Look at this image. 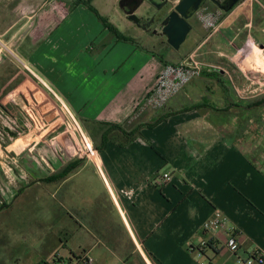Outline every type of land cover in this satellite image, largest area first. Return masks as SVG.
Instances as JSON below:
<instances>
[{
	"label": "crops",
	"instance_id": "1",
	"mask_svg": "<svg viewBox=\"0 0 264 264\" xmlns=\"http://www.w3.org/2000/svg\"><path fill=\"white\" fill-rule=\"evenodd\" d=\"M90 12L72 0H0V38L26 54L18 88L64 104L94 150L44 155L47 165L32 155L26 170L17 165L23 153L6 154L9 173L0 159L8 174L0 179V264H26L24 247L34 264L53 257L86 264L82 256L92 264H199L191 248L207 239L202 225L215 210L242 234L246 252H264V175L256 163L264 152L243 118L264 104V0L199 12L184 51L169 59L140 30L142 42H115ZM191 53L207 65L200 75L162 108L144 107L165 63ZM198 103L206 105L190 108ZM23 137L4 149L22 147ZM164 172L169 181L156 185ZM205 259L233 263L217 242Z\"/></svg>",
	"mask_w": 264,
	"mask_h": 264
},
{
	"label": "rangeland",
	"instance_id": "2",
	"mask_svg": "<svg viewBox=\"0 0 264 264\" xmlns=\"http://www.w3.org/2000/svg\"><path fill=\"white\" fill-rule=\"evenodd\" d=\"M114 1H116L114 6L112 4L113 0H96L95 5H97L98 8H100L102 11L107 12L108 16L115 21V23L123 31L124 35L128 37H134L139 42H142L141 36L137 37V29H134V25H132L131 22L129 24L127 19L124 17L122 11L119 9L118 5H116L118 0ZM86 9L88 8L86 7ZM88 11L90 10L88 9ZM90 13L100 23V25H103L92 11ZM136 13L139 15L142 14V6L138 8ZM117 41L121 42V40H118L115 37V42ZM182 45H184V43ZM154 49L157 53H160L164 58L169 59L172 55H174L173 51H180L182 53L185 48L181 46L178 50H174L168 44H162L155 46ZM9 50L10 52L4 51L5 53L0 56L3 57V60L0 62V99L4 100V104L2 105L4 107H7L5 111V118H10L11 120L15 118V121H17L18 123L20 122L21 125H19L17 129L15 128L18 131V134H15L13 132V134L10 133L8 135L5 130L1 128V138H3L4 143L0 142V159L3 164V170H6V172L9 173L7 168L9 164H6V161L4 159L6 158V154L10 156L15 155L14 153H23L20 156V162L16 163L21 168L24 166L23 168L24 170H26V159L32 158L30 157L31 153L28 151V148L32 147L33 143H29L33 138H37L38 140L41 139L50 131L51 132L49 133V135H46L45 138L43 140H40L38 145L35 146L36 150L41 153V156L50 154L60 155V151L62 149H67L69 152H74V145L79 150L83 149L80 134L75 132L73 125H70L69 127V121L67 120V117L63 112V108H59L58 106L55 107L56 103L54 101V98H52L50 95H46V93L44 94L46 96H43V94L37 92L33 94V90L28 92V88L26 87V85L18 88L19 84L26 77L25 72H28L24 68L20 57L22 56L23 58H26V54L23 55L22 53H20L19 49L15 47L10 48ZM12 53L15 55V57ZM111 61L114 62V57H112ZM246 116L244 115L243 118L244 120H247L246 122L249 121L250 124L253 125V131L254 129L257 131H251L253 134L252 136H256V141L259 142L258 146L260 148V151L264 152V104L260 107L250 109L248 115ZM35 117H37L36 125L33 123V119H35ZM37 130H39V132ZM73 133H75L78 139L77 142L75 141L76 143L73 140L74 137H72ZM20 136H24L22 142L23 149L17 150L12 148V150L9 147L7 150L4 149L5 146L13 145L15 140ZM51 142L53 145L51 144ZM9 149H11L10 153L7 152L9 151ZM261 157L262 154L257 157V160L259 161ZM8 161H10V159H8ZM7 175L8 174H4L3 171H0V179L3 183H6ZM260 210L264 211V208H260ZM5 212L2 211L3 215H5ZM0 216H2V214H0ZM2 246H0V248H2ZM5 247L6 249L12 250L8 242L6 243ZM28 250L29 249L27 247H24V251L27 253V257L29 258L27 259L28 263H25L34 264L32 263V261L31 263H29V260H35V255H30L28 253ZM205 261L207 260L205 259Z\"/></svg>",
	"mask_w": 264,
	"mask_h": 264
},
{
	"label": "built area",
	"instance_id": "3",
	"mask_svg": "<svg viewBox=\"0 0 264 264\" xmlns=\"http://www.w3.org/2000/svg\"><path fill=\"white\" fill-rule=\"evenodd\" d=\"M9 49L0 38V56L5 53L4 51L10 52ZM13 56L15 57L14 54ZM23 66L27 68L24 63ZM206 66L205 63L197 59L195 53L189 54L180 63L165 64L157 75L155 85L147 92L143 106L155 109L162 108L168 100L182 90L193 78L200 75ZM60 104L69 121V127L73 125L75 132L79 133L80 137L83 136L80 125L74 115L61 102ZM82 144L83 150L89 155H93L92 145L90 143L89 145L85 144L83 141ZM256 163L264 175V158ZM169 178V173L164 172L155 178L154 183L158 186H164L169 181ZM202 229L207 233V239H203L196 248H191L192 252L199 258V264H212L205 261V250L210 248L214 242H217L231 254L233 258L232 264H264V252L260 249L246 252L242 247V234L235 227L228 226L227 217L220 210L214 211L212 216L203 223ZM80 260L86 264H92V258L89 256H82ZM49 263L52 264L51 262Z\"/></svg>",
	"mask_w": 264,
	"mask_h": 264
},
{
	"label": "water",
	"instance_id": "4",
	"mask_svg": "<svg viewBox=\"0 0 264 264\" xmlns=\"http://www.w3.org/2000/svg\"><path fill=\"white\" fill-rule=\"evenodd\" d=\"M160 3L157 5L158 9H161L163 5L168 2H175L174 6L167 13H161L158 17V27L162 35L166 39V43L173 48L178 50L183 42L186 40L188 33L192 29V25L189 22L198 9L203 5L206 0H159ZM214 3L221 11H229L239 0H210ZM143 0H135L129 6L127 15L128 19L136 21L138 17L134 13L142 4ZM3 60V58H0ZM79 150H77L78 152ZM60 153L68 158L67 151L62 149ZM35 154H30V157Z\"/></svg>",
	"mask_w": 264,
	"mask_h": 264
},
{
	"label": "flooded vegetation",
	"instance_id": "5",
	"mask_svg": "<svg viewBox=\"0 0 264 264\" xmlns=\"http://www.w3.org/2000/svg\"><path fill=\"white\" fill-rule=\"evenodd\" d=\"M133 1H135V0H118V2H117L119 9L122 11V13L124 14V17L127 20H129L128 15H127V11H128L129 6L132 4ZM159 3H160L159 0H143L142 4L140 5V6H142V14H140V15L137 14L136 13V11L138 10L137 9L134 13L138 17V19L136 21H132V20H129V21L132 23V25H134L135 29L140 30L144 34L148 35L149 37H152L159 45H162V44L164 45L167 43H166V39H165L164 35H162L160 28L158 27V21H159L158 17H159L160 12L161 13H167L168 11H170V9L174 6L175 2H168L165 5H163L161 7V9L157 8V5ZM209 7L218 8L210 0H206L203 2V5L198 9V11L192 17L197 16L199 14V12L206 10ZM191 18H189V22H190ZM5 111H6V108L0 102V138H1V128H3V125H6V124L12 125V127L14 129L15 128L17 129L19 127V125H21L20 122L18 123L17 121H15L16 120L15 118H13V120H11L9 118L6 119L5 118L6 117ZM16 129H15V131L18 134V131ZM49 133L46 135H49ZM46 135H44V137L41 140H43ZM73 140L75 142V139H73ZM51 144H52V142H51ZM15 149L20 150L23 148L17 147ZM74 150L77 151L79 149L76 148V146L74 145ZM33 152L35 153L33 155L39 154V151L36 149L34 151H32L31 153H33ZM60 155L63 156L61 153H60ZM54 156L56 157L57 160L59 159V157H58L59 154H57V155L55 154ZM41 158H42V160H41L42 163H44L46 165L48 163L51 164V161L49 159L47 160L45 156L42 155Z\"/></svg>",
	"mask_w": 264,
	"mask_h": 264
},
{
	"label": "trees",
	"instance_id": "6",
	"mask_svg": "<svg viewBox=\"0 0 264 264\" xmlns=\"http://www.w3.org/2000/svg\"><path fill=\"white\" fill-rule=\"evenodd\" d=\"M73 3L75 5H78V4H83L85 5L90 11H92L96 16L97 18L101 21V23L103 24V26L105 28H107L110 32H112L118 39L120 40H125V41H132V38L131 37H128L124 34H122L114 25H112L110 22H108V20L103 17L99 12L98 10L93 6L92 4V0H72ZM165 64H168V63H165ZM200 105H206L205 103H198V104H194L192 107L190 108H196ZM182 110H187V108L185 109H182ZM171 113L168 112V113H165L164 115L160 116L159 118H157L152 125H154L156 122H159L163 119H165L168 115H170ZM103 126L107 127V128H112V129H119V130H122L123 128L121 126H118V125H112V124H106V123H101ZM125 133V132H124ZM127 136H130L131 134H126ZM80 259V258H79ZM52 264H71L70 261H65L61 258H58V257H53L52 260L50 261ZM38 264H50L49 262H46V261H41L39 262Z\"/></svg>",
	"mask_w": 264,
	"mask_h": 264
},
{
	"label": "bare ground",
	"instance_id": "7",
	"mask_svg": "<svg viewBox=\"0 0 264 264\" xmlns=\"http://www.w3.org/2000/svg\"><path fill=\"white\" fill-rule=\"evenodd\" d=\"M63 105H64V104H63ZM3 129L6 130V131H8L9 134H10V133L13 134V132L16 134V131H15V129L12 127V125H9V124L3 125ZM72 137H74V139L76 140V142L78 141V139H77L75 133H73ZM81 140H82L83 142H85V144H88V145H89V142H88V140L85 138L84 135L81 136Z\"/></svg>",
	"mask_w": 264,
	"mask_h": 264
}]
</instances>
